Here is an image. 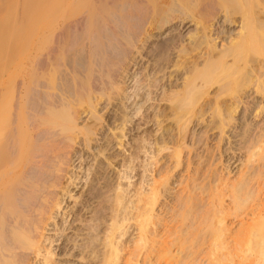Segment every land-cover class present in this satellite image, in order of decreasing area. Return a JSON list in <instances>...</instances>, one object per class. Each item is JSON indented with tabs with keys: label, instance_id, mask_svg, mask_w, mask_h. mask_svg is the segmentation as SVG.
<instances>
[{
	"label": "bare ground",
	"instance_id": "1",
	"mask_svg": "<svg viewBox=\"0 0 264 264\" xmlns=\"http://www.w3.org/2000/svg\"><path fill=\"white\" fill-rule=\"evenodd\" d=\"M8 1L0 264H264V0Z\"/></svg>",
	"mask_w": 264,
	"mask_h": 264
},
{
	"label": "rangeland",
	"instance_id": "2",
	"mask_svg": "<svg viewBox=\"0 0 264 264\" xmlns=\"http://www.w3.org/2000/svg\"><path fill=\"white\" fill-rule=\"evenodd\" d=\"M4 1H6V2H9L8 0H4ZM6 10V9H5ZM4 9L3 10H0V22L1 21H4V18H6V20H7V18H9L10 19V16H7V11H5ZM9 14V13H8ZM194 14V13H193ZM13 18V17H12ZM11 18V19H12ZM186 52H189V51H186ZM184 53V52H183ZM190 53V52H189ZM188 53V54H189ZM182 54V53H181ZM186 55V54H184V57H185V55L186 56H189V55ZM183 57V56H182ZM183 57V58H184ZM183 58H181V56H180V58L179 59H181L180 60V62L181 61H183L184 62V60H185V58L183 59ZM183 59V60H182ZM181 69V68H180ZM262 113H264V112H262ZM262 113H260V114H262ZM134 117H132V119H131V122H129L128 123V125H127V131H126V137H124V141L126 142L125 143V146L128 148V149H130V151L129 152H131V154L133 155H131V161L132 162H134V165L135 166H133L134 168H132V169H134V170H132L131 169V174H130V176H131V194H132V192H133V188H134V184L137 182H140L142 179L141 178H145V176L146 175H148V171H145V168H147V166L146 167H144V165L146 164V162H147V156L144 154V149L142 148H140V150H138V154L140 155H138L139 157L137 158H132V157H134V155H135V152L134 153H132L133 152V145L134 144H139V142H138V140L140 141V139L142 138V135H143V137H144V135H148V133L149 132H151L152 134H150V136H149V138L147 137V135L144 137V138H147L148 139V141H142V143L140 142V145H142L143 143L145 144L146 142H147V148L148 147H150V148H148V150L152 153V151L154 150V144H152L151 142H154V138H156L157 136H159V134H160V131H162V129H163V127H161L160 129L159 128H157L156 129V125H152V123L150 122V123H148V125H147V122H146V120L144 119V116H140V115H133ZM141 118V119H140ZM144 119V120H143ZM145 127H147V128H145ZM165 127H166V125H165ZM144 129V130H143ZM148 129V130H147ZM154 129V130H153ZM160 131H159V130ZM150 130V131H149ZM153 130V131H152ZM156 130H158V131H156ZM149 131V132H148ZM214 132H215V130H213ZM148 132V133H147ZM214 132H211V130H209V132H208V134H209V139L210 138H212V136H211V133H212V135L214 136L215 134H214ZM144 133V134H143ZM154 133V134H153ZM139 134V135H138ZM140 134H142V135H140ZM152 135H154V136H152ZM135 136L136 137H138V138H136L135 139ZM139 136H141V137H139ZM152 136V138L153 139H151L150 140V137ZM208 136V135H207ZM134 138V139H133ZM134 141H133V140ZM129 142V143H128ZM131 142V143H130ZM135 142V143H134ZM148 142H150V143H148ZM133 143V144H132ZM143 144V145H144ZM152 144V145H151ZM141 150H143L142 152H141ZM127 151V152H128ZM232 153V154H231ZM134 161H133V160ZM136 159V160H135ZM244 159V156H243V154H239V152L237 151L236 153H233V152H230V151H227L226 153H224L223 154V157H222V162H220V168H221V170H222V173H223V175H226L225 177L227 178V171L229 172V174H228V177L229 176H233L232 178L231 177H229V178H231V179H233L234 177H235V174H237V171H238V168L240 167V165H241V163H242V160ZM143 160L145 161V162H143ZM140 161H142V162H140ZM131 162V165L133 164ZM223 163V164H222ZM142 164V165H141ZM137 165V166H136ZM227 166L229 167V168H227ZM224 168V169H223ZM122 169H124V168H122ZM227 169V170H226ZM123 173V172H122ZM226 173V174H225ZM142 175V176H141ZM144 176V177H143ZM141 177V178H140ZM122 180H125V179H122ZM126 181V180H125ZM82 184V183H81ZM81 184H79V187L76 189V191L78 190V191H80L81 190V188H80V186H81ZM80 188V189H79ZM77 191V192H78ZM229 198L227 197V200H226V198H225V200L227 201V202H229V200H228ZM227 202H225V203H227ZM228 218V217H227ZM229 218H232V219H234L233 217H229ZM228 218V220H229V222L232 220V219H229ZM236 223V222H235ZM234 223V224H235ZM134 228H133V226H131L130 228H129V233H131V237H123V239H126V238H134L133 236H134V233L136 232L135 230H133ZM50 232H53V231H50ZM128 233V234H129ZM204 253H206V252H204ZM203 253V254H204ZM202 257V259L203 260H205V259H207V257H206V255L204 254V255H201ZM205 258V259H204ZM204 264L205 262L203 261V262H201V264ZM206 264V263H205Z\"/></svg>",
	"mask_w": 264,
	"mask_h": 264
}]
</instances>
